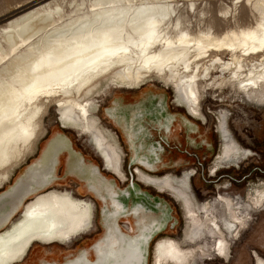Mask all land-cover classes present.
<instances>
[{
    "label": "bare ground",
    "instance_id": "bare-ground-1",
    "mask_svg": "<svg viewBox=\"0 0 264 264\" xmlns=\"http://www.w3.org/2000/svg\"><path fill=\"white\" fill-rule=\"evenodd\" d=\"M200 4L198 0H27L22 5L2 9L0 188L42 136V118L51 103L57 110L61 127L85 134L102 169L119 182L127 180L125 153L117 133L104 124L99 116L100 105L92 97L94 88L101 82L111 81L133 89L155 77L173 88L178 106L203 122L206 121L201 111L204 82L206 89L229 83L252 101L264 103V15L260 14V28H256L263 33H210V30L195 33L184 22L197 13ZM253 4L264 14V0ZM222 54L229 56L224 58ZM157 110L163 111L160 104ZM107 115L116 119V109L107 110ZM227 118L225 112L217 116L216 131L222 144L209 169L211 175L222 167L236 164L240 155H250L249 151H241L228 136ZM142 119V113L134 111L126 127L132 148L143 132L134 133L132 128L139 124L140 129ZM169 128L168 122L166 131ZM157 147L160 148L150 147L149 155L144 157L138 156L139 150L135 152L137 159L133 162L138 166L131 172L132 185L128 183L124 189L128 192L114 197L117 216L135 220V226L143 229L133 240L140 243L118 249L112 241L107 250L99 252L103 264H112L114 259L117 264L118 261L119 264H149V248L146 258L145 245L159 232L161 223L154 219L147 226L145 217L139 220L133 213L134 209L145 207L153 210L147 203L139 202L143 201L142 192L135 186L134 177L139 183L170 195L180 205L184 217L194 221L196 199L189 187L194 171L184 170L178 175L168 172L162 176L146 172L143 167L149 170L148 162L159 161ZM62 150L68 151V173L78 177L72 167L81 162L82 156L70 148L62 135L42 149L39 157L45 159V164L41 177L51 173L62 153L65 156ZM43 188L23 187L17 192L26 199ZM100 189L105 190L104 184ZM255 190L259 194L254 206L256 202L263 205L264 190ZM131 197L133 205L127 209L130 213L125 214L121 208L128 206ZM219 199L225 208L231 209L230 199L223 196ZM23 206L15 220L0 228V264H22L37 244L46 248L70 243L88 232L97 215L92 199L64 188L39 193ZM108 207L106 211H110ZM13 215L0 208V219L8 217V222ZM93 248L90 245L84 251ZM220 255L223 258L228 255L224 244ZM152 258V264H187L188 252L175 238L163 236L154 243ZM256 263L264 264V259L256 256Z\"/></svg>",
    "mask_w": 264,
    "mask_h": 264
},
{
    "label": "rangeland",
    "instance_id": "rangeland-1",
    "mask_svg": "<svg viewBox=\"0 0 264 264\" xmlns=\"http://www.w3.org/2000/svg\"><path fill=\"white\" fill-rule=\"evenodd\" d=\"M26 1L0 0V11L9 6L13 8L22 5ZM198 1L201 3L199 10L188 22H184L189 23L195 33H205L206 30H210V33H251L250 31L258 33L260 31L258 29L257 32L256 28L259 27L260 14L261 16L264 14L253 4L259 0L254 2L253 0ZM222 56L227 58L229 55L222 54ZM157 80L155 77L148 78L149 82L133 89L106 81L98 83L93 90L92 97L95 103L100 105L99 116L104 124L117 133L119 143L125 153L124 170L128 180L124 183L119 182L113 174L102 169L104 167H101L102 163L93 148L89 146L85 134L81 135L72 129L61 127L57 121L58 114L55 106L53 103L48 106L42 118L41 127L42 130L44 129L42 136L36 141L32 150L12 169L13 172L15 171L14 173L11 171L15 175L11 177L13 178L12 184H7L4 190H0V198L17 185L19 177L24 175L26 168L39 157L42 149L59 135L67 139L70 148L75 150L77 155L82 156L85 163L86 161L89 163L88 166L99 165L98 167L101 168L106 178L105 190H101L103 195L100 196L89 194L99 207L98 226L95 219V223L88 232L64 245L52 244L44 248L45 246L37 244L32 247L22 264H42L45 260L47 261L43 262L44 264L56 260L66 262L67 258L75 256L76 253L81 254L86 249L85 247L90 245L94 247L93 259L96 260L99 256V249L107 250L108 248L109 230L114 232L113 236H115L118 249L122 246V236L117 231L118 227L127 239L128 237L134 239L142 232L143 229L135 226V220L132 222L134 225H130L126 230L123 228L125 220L117 216L114 198L117 194L128 192V189L124 190L130 183L128 173L138 166V163H133L134 152L128 142L126 132L132 113L137 110L143 115L142 127L139 129V124L134 125L132 131L135 133L143 130L136 140V145L144 146L138 151V156H147L148 149L152 146L156 147L159 140L163 139L167 142L163 152L161 146L157 147L158 156L162 160L157 170L150 173L144 167L143 169L151 175L158 176L168 172L178 175L188 170L184 169L187 167H193L197 171L189 185L196 199L194 221L184 217L180 205L170 195L139 183L134 177L135 186L141 188L138 190L147 193L150 197L147 205L156 208L153 212L148 207L144 210L134 209L133 213H136L139 220L145 217L147 226H150L154 219L155 222H163L166 225L165 230L155 237L156 241L161 236H170L178 240L181 248L188 252L187 264H254L253 257L255 262L256 256L264 259V204L256 202L254 206L259 194L255 189L264 190V103L252 101L251 97L238 90L237 86L229 83L223 84L221 88L206 89L207 85L204 82L201 86L204 89L201 111L206 117L204 123L207 124H202V120L190 117L184 107L176 104L172 87ZM159 104L163 110L161 112H157ZM114 108L116 119L107 115V110ZM222 112H225L228 117L226 126L230 139L232 138L238 147L251 150L253 155L250 157L240 155V157L248 158L242 160L239 167L221 168L217 176L209 177L208 171L222 144L216 131L217 116ZM169 117H173L175 122L173 137L165 133ZM144 133L145 135L142 136ZM62 152L65 156L62 153L59 160H61V165L66 166L68 151L62 150ZM76 171L78 174L81 173L78 169ZM15 178L16 181H14ZM60 180L62 186L74 189L78 195L86 196L78 192L82 180H79L75 174L68 173L63 178L61 175ZM97 194H99L98 191ZM221 196L230 199V210L225 208L219 199ZM106 199L110 211L105 210L104 201ZM132 200L133 197L130 198V203L126 208H121V211L125 210V214L129 212L128 207L133 205ZM135 206L138 207V204ZM223 244L226 245V255L228 254L226 258L220 255V247ZM152 257L153 251L149 264L153 262ZM229 258L230 263L225 261Z\"/></svg>",
    "mask_w": 264,
    "mask_h": 264
},
{
    "label": "flooded vegetation",
    "instance_id": "flooded-vegetation-1",
    "mask_svg": "<svg viewBox=\"0 0 264 264\" xmlns=\"http://www.w3.org/2000/svg\"><path fill=\"white\" fill-rule=\"evenodd\" d=\"M173 122H174V119H173L172 123ZM202 124H205V123L203 122ZM171 125L172 126H170L169 130L165 131V133L171 134V137H173L175 135L174 131H173V127L175 126V123L171 124ZM239 148H240L241 151L242 150L249 151L250 152L249 157L253 155V152L251 150H249L247 148L240 147V146H239ZM162 152H163V150H162ZM55 153L58 154V153H60V151H55ZM158 158H159V161H157L155 163L152 162L155 166H158L160 163H162V160L160 159V157H158ZM246 158H248V157H240V159H237L238 162L236 164H231V165H228L226 167H222V169L230 168V167H239V165L242 162V160H244ZM123 162L125 164V154H124V157H123ZM86 163H87V165H86ZM86 163H85V160L82 157L81 158V162H78L74 167H72V169L73 170H77L78 169V170L81 171V173L78 174V179L82 180L80 182V184H79L78 192L81 193V194H86V196H83V195H80V196L92 199L95 202V204H96V212H97L96 225L98 226V220L97 219H98V216H99V207L97 205V202L89 194L91 193L93 195H99V196L103 195V191H101L102 189H100V186L105 183L104 182L105 176L102 174L101 168L98 167L99 165H97V166L96 165L88 166L89 163L87 161H86ZM44 164H45V159L44 158H41V157L36 158V160L33 161V163L28 168H26L24 175H21L19 177L17 185L15 187H13L11 189V191L8 192L9 194L7 193V194H5L4 196H2L0 198V208H2L5 211H11V213H14L13 217L10 218V220L8 222H7V220L9 219L8 217H2L0 219V228L3 229L5 227H7V225H5V224H9L13 220H15L18 217V215L21 213V211H22V209L24 207L23 206L24 203H26L27 201H29L32 198H34L35 195H37L39 193H42V192H45V191L50 190V189H62V188L70 189L68 187L62 186V183H61L62 181L60 180L61 175H62V178H63L65 176L64 174L68 173V171L70 170L68 165L65 166L63 164L64 167H65V169H64L63 165H61V160H57V163H55L53 165V167H52L51 173L48 176L41 177L40 175H42L41 172L43 171ZM184 169H188V170L189 169H193V171H194L193 176L197 173V171L193 167H187V168H184ZM219 170H221V169H219ZM219 170L212 176L209 175L210 173L207 170L208 171V176L209 177L217 176V173L219 172ZM59 171L61 172V175H60ZM63 171H64V174H62ZM12 172H11L10 178L8 179L7 183L0 190H4L7 187V184L8 185L12 184L13 178H11V177H12V175H13V173L15 171L13 173ZM13 176H15V175H13ZM127 180H128V178H127ZM14 181H16V178L14 179ZM85 182H86V184H84ZM190 182H191V180H190ZM57 185H60V186H57ZM38 186H43L44 188L42 190L32 194V196H30V197H28L26 199H23L21 196L18 195L19 192H17V191L19 189L23 188V187L35 188V187H38ZM70 190H72L75 194H77L74 189H70ZM97 191H98L99 194H97ZM104 204H105V210H107V209L109 210V207H108V204H107V199L104 201ZM123 219L125 221L123 220L124 222H123L122 226H123V228L125 230L128 229L130 227V225H134L129 218H123ZM160 223H161V225H160L159 232H157L156 234L152 235L149 238V240H148L149 260H150V258L152 256L153 245H154L153 243L156 241L155 237L159 233H161V232H163L165 230V228H164L165 224L163 222H160ZM99 229H101V227ZM117 229H118L117 231L122 236L121 237L122 245L130 246V245H134V244H139L140 243V242H136L135 243L133 241L135 238L132 239L131 237H128V239H127V236H124L122 230L119 227ZM109 233H110V235H109L108 245L112 241L114 243H117L115 238H114L115 236H113L114 232H112L110 230ZM164 235H165V233H164ZM161 237H163V236H161ZM85 248H87V247H85ZM80 250H82V249H80ZM100 250L101 249H99V252H100ZM99 252H98V254H99ZM93 256H94V253H93V250H91V251H87L85 253H81L79 255L76 254V256H73V257H69L70 259L68 258V261H66V262H64V261L61 262V261L56 260V261H53V262L48 261L49 262L48 264H94V262H96V264H103L102 258L100 256H98L96 258V260L93 259ZM46 261L47 260H45L43 262H46ZM112 264H117V259H114ZM118 264H119V261H118Z\"/></svg>",
    "mask_w": 264,
    "mask_h": 264
},
{
    "label": "crops",
    "instance_id": "crops-1",
    "mask_svg": "<svg viewBox=\"0 0 264 264\" xmlns=\"http://www.w3.org/2000/svg\"><path fill=\"white\" fill-rule=\"evenodd\" d=\"M187 114H188V113H187ZM188 115H189V114H188ZM189 116H190V115H189ZM190 117H191V116H190ZM170 118H173V117H169L167 123L169 122V125L172 126L171 124H174L175 122L172 123V120H171ZM192 118H193V117H192ZM194 119H195V118H194ZM201 123H203V122L201 121ZM205 124H207V123H205ZM138 138H139V137H137V139H138ZM135 144H136V143H135ZM132 149H133V152H134V153H133V155H134L133 158H134V160H135V159H137V157H136V153H135V152H136L137 150H141V149H143V145H142V146L135 145ZM148 150H149V149H148ZM147 152L149 153V151H147ZM148 153H147V156L149 155ZM148 164L151 165V167L149 168V170H151L150 173H154V172L157 170V167H158V166H154V164H153L152 162H148ZM209 175L212 176L211 174H209ZM237 239H238V238H237ZM235 240H236V239H235ZM231 249H232V248H231ZM76 254H78V253H76ZM76 254H74V255L76 256ZM71 257H72V256H71ZM252 257H253V252H252ZM230 258H231V257H230ZM230 258H229L228 260H225V261L228 262V263H230ZM67 259H68V258H67ZM253 259H254V264H256V262H255V258H254V257H253Z\"/></svg>",
    "mask_w": 264,
    "mask_h": 264
},
{
    "label": "water",
    "instance_id": "water-1",
    "mask_svg": "<svg viewBox=\"0 0 264 264\" xmlns=\"http://www.w3.org/2000/svg\"><path fill=\"white\" fill-rule=\"evenodd\" d=\"M167 124V123H166ZM165 131H166V129H165ZM165 145H167V142L166 141H164L163 139L162 140H159L158 142H157V146H161V148H163V151H164V146ZM129 175H130V184L132 185V175H131V172L129 171ZM137 186V185H136ZM137 188H139L138 186H137ZM139 189H141V188H139ZM140 197L143 199V201H139V202H143V203H147V201L149 202V199H150V197H149V195L147 194V193H143V191H142V194H140ZM145 197H147V198H145ZM153 201H155V200H153ZM145 206H146V204H145ZM151 207L153 208V209H155L154 208V206H152L151 205ZM152 212H153V210H152ZM166 227V225L164 226V228ZM148 248H149V246H148V243L145 245V249H147V255H146V258H147V256H148ZM146 263V262H145Z\"/></svg>",
    "mask_w": 264,
    "mask_h": 264
}]
</instances>
